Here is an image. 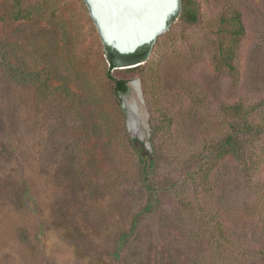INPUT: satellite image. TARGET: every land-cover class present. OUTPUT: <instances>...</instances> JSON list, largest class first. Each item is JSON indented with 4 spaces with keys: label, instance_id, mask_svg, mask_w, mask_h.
<instances>
[{
    "label": "rangeland",
    "instance_id": "374dc122",
    "mask_svg": "<svg viewBox=\"0 0 264 264\" xmlns=\"http://www.w3.org/2000/svg\"><path fill=\"white\" fill-rule=\"evenodd\" d=\"M26 1L40 2L43 18L16 21L0 0V39L27 65L49 67L52 92L38 96L12 78L0 86V264H264V134L250 142L251 168L209 159L228 132L224 107L264 100V0H194L197 23L179 11L141 69L112 70L140 82L148 141L155 134L166 156L159 211L135 225L148 193L123 143L142 137L123 105L131 91L119 97L106 76L85 0ZM230 7L246 27L236 80L214 65Z\"/></svg>",
    "mask_w": 264,
    "mask_h": 264
},
{
    "label": "trees",
    "instance_id": "16d2710c",
    "mask_svg": "<svg viewBox=\"0 0 264 264\" xmlns=\"http://www.w3.org/2000/svg\"><path fill=\"white\" fill-rule=\"evenodd\" d=\"M8 1L10 4L9 15L16 21L43 18L40 2L29 3L26 0ZM180 12L186 24H195L199 21L200 13L194 0H181ZM217 25V53L214 57L215 68L217 71L224 72L236 80L240 75L236 64L237 53L246 34V27L241 11L236 7L226 9L220 15ZM104 48V57L108 64L106 76L113 81L114 91L120 97L129 92L128 80L114 76L112 70L118 66H128L133 63L139 64L128 69H141L143 67L142 62L147 61L149 58L152 46H145L136 53L129 55L119 54L105 45ZM27 63L28 60L20 58L17 49L11 52L7 42L4 39H0V86L4 85L7 78H12L16 84L31 85L37 92V95L49 97L52 92L47 86L49 67L37 64L27 65ZM45 75L46 78H44ZM224 111L229 117L228 132L223 134V136L221 134L212 143L213 152L209 154L212 166L222 158L233 156L244 168H251L252 165H249V163L252 159L253 151L250 142L264 134V100L258 102L239 100L226 105ZM155 130L157 131V128ZM91 133L96 134L98 132L91 129ZM154 135L152 134L151 138V148L147 146L145 140L138 136H129L123 141L124 147L128 148L135 158L139 180L148 193L147 204L135 216L134 225L137 224L139 216L153 215L159 211V196L160 192L164 189L162 182L155 177L157 176L158 166L166 156L162 146H159L155 141ZM247 142L250 144H247ZM72 159L74 161V155ZM201 170L207 175L209 169L201 168ZM121 237L120 242L123 243L129 237V234L126 233ZM226 240L227 236L224 224L218 220V244L223 246ZM116 255L118 256L119 253L117 252ZM101 262L106 263L103 259H101Z\"/></svg>",
    "mask_w": 264,
    "mask_h": 264
},
{
    "label": "water",
    "instance_id": "95a60500",
    "mask_svg": "<svg viewBox=\"0 0 264 264\" xmlns=\"http://www.w3.org/2000/svg\"><path fill=\"white\" fill-rule=\"evenodd\" d=\"M90 15L97 25L99 34L105 46L115 50L119 54H134L145 46H153L158 38L164 34L170 26L173 18L179 13L181 0L175 4H169L165 0H85ZM139 64V63H137ZM135 63L125 67L135 66ZM128 81V96L124 97V107L128 111V123L143 125L145 120H135L137 110L145 111V100L140 89L136 93V111L130 104L133 99L131 82ZM139 81V80H138ZM140 83V82H139ZM126 95V94H125ZM131 111H133L131 113ZM135 114V115H134ZM133 119V120H131ZM147 146L150 142L143 136Z\"/></svg>",
    "mask_w": 264,
    "mask_h": 264
},
{
    "label": "bare ground",
    "instance_id": "6f19581e",
    "mask_svg": "<svg viewBox=\"0 0 264 264\" xmlns=\"http://www.w3.org/2000/svg\"><path fill=\"white\" fill-rule=\"evenodd\" d=\"M131 88H132V90L134 89V93H133V95H132V97H133V99L132 100H130V104L132 105V107H133V109L136 111V109L135 108H137V104H136V99H135V97H137L136 96V93L138 92V90L140 89V86H139V83L137 82V81H135V82H131ZM133 111H131V113H132ZM134 113V112H133ZM138 115H137V117H140V118H136L135 120H145V122H144V124L143 125H132V126H136L137 128H139V130H140V134H141V136H143L144 138H146L147 136H148V134H147V132H146V115H145V112H141V110H137V112H136ZM135 115V114H134ZM131 120H133V119H131ZM131 126V125H130Z\"/></svg>",
    "mask_w": 264,
    "mask_h": 264
},
{
    "label": "snow or ice",
    "instance_id": "6c2138e0",
    "mask_svg": "<svg viewBox=\"0 0 264 264\" xmlns=\"http://www.w3.org/2000/svg\"><path fill=\"white\" fill-rule=\"evenodd\" d=\"M165 2L169 3V4H175L176 0H165Z\"/></svg>",
    "mask_w": 264,
    "mask_h": 264
}]
</instances>
